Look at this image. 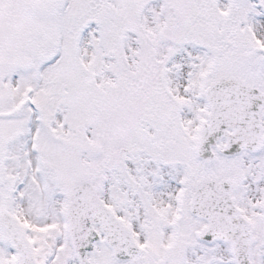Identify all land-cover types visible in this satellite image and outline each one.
<instances>
[{
  "label": "snow or ice",
  "instance_id": "obj_1",
  "mask_svg": "<svg viewBox=\"0 0 264 264\" xmlns=\"http://www.w3.org/2000/svg\"><path fill=\"white\" fill-rule=\"evenodd\" d=\"M0 264H264V0H0Z\"/></svg>",
  "mask_w": 264,
  "mask_h": 264
}]
</instances>
